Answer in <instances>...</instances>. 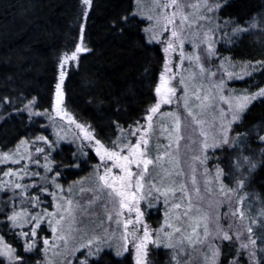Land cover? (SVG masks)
Instances as JSON below:
<instances>
[{"label": "trees", "instance_id": "trees-1", "mask_svg": "<svg viewBox=\"0 0 264 264\" xmlns=\"http://www.w3.org/2000/svg\"><path fill=\"white\" fill-rule=\"evenodd\" d=\"M206 5L197 26L211 32L212 53L208 54L209 68L203 74L210 70L218 74L225 95H256L264 88V0H207ZM134 7L135 0H92L83 20L81 0H0V243L23 256V264H39L44 240L50 238L49 212L35 206L36 197L43 195L52 201L59 191H47L49 179L68 188L87 177L97 164L89 151L67 144H59L50 155L47 142L45 158L34 170L22 165V158L11 159L19 146L32 144L40 137L47 141L45 115L51 105L56 63L61 53L74 48L81 25L88 51L80 56L77 68L67 73L63 83L67 110L88 125L103 145L118 149L130 142L131 132L141 125L146 110L155 102L163 54L158 44L147 39V23L135 15ZM223 62L229 66L227 77ZM191 110L196 115V109ZM167 112L170 123L175 118L174 111ZM160 118L157 121L163 119L161 124L167 122ZM260 136H264V97L258 96L230 125L229 143L209 148L185 143V155L179 159L176 173L177 182L181 183L180 171L192 166L200 171L205 190L217 182L219 190L236 191L245 223L252 227V239L257 241L255 264H264V142ZM163 143L159 141L150 153H160ZM5 155L10 159L4 161ZM6 172L10 178H1ZM16 184L22 187L14 188ZM15 197L17 201L13 200ZM181 199H185L183 195ZM175 200L176 197L154 193L146 199L145 219L155 230L161 228L170 203ZM20 211L29 214L23 217L25 221H30L31 216L43 217L35 238L20 235L31 232V222L13 227L7 219ZM194 222L192 218L188 226H182L183 238L173 242L174 247L150 249L148 264H205L209 256L211 261L213 248L219 252L215 264H246V258L236 253L228 240L196 243V233L190 234ZM205 222L204 216L198 232H203ZM188 237L193 243H188ZM30 240L35 247L25 252ZM99 249L86 264H133L128 254H115L106 245ZM0 264L12 262L0 256Z\"/></svg>", "mask_w": 264, "mask_h": 264}, {"label": "rangeland", "instance_id": "rangeland-1", "mask_svg": "<svg viewBox=\"0 0 264 264\" xmlns=\"http://www.w3.org/2000/svg\"><path fill=\"white\" fill-rule=\"evenodd\" d=\"M164 2L166 0H161V4ZM179 2L183 7L184 14L188 16L185 30L180 34L183 43L176 41L174 50L170 49L166 52L165 49L168 47V43L173 40L171 31L174 26H169L166 30L164 17L170 16L174 9L157 7L153 0H139V2L135 0L134 13L146 21L147 30H145V33L147 39L158 44L163 54V66L158 76L155 90L161 84V76L164 75L165 79L169 81V86L176 89V95L172 97L171 103L160 105L158 113L153 117L154 130L149 134V156L155 158L158 155L167 153L163 160L156 163L155 167L149 166L150 174L148 179H154L156 187L160 191L150 189L149 185L146 184L141 192L136 193L135 202H131L132 193L129 191L125 201L126 206L123 209L120 207L121 197L116 196L111 188L105 187V182L101 181L99 177L105 176L107 182L120 191L123 189H121L122 181L119 178L124 176V173L119 167L113 166L114 161L101 160L103 151H101V155L97 154L98 145L96 142L99 140L94 135L93 130L76 119L64 105L63 83L68 75L67 73L73 72L77 68L80 56L87 53V51L79 53L75 60L70 59L63 69L60 66V61L65 54L71 56L75 52L76 45L81 42V27L78 40L72 51L61 53L56 63V81L50 109L45 115L47 122L45 127H47L49 133L46 136V147H48L47 150L50 155H53L59 144L71 145L77 150L89 151L95 157L97 164L87 177L77 180L68 188L61 187L60 182L52 180L51 177L47 191L59 190L55 193L52 201L50 198H43V195L38 200L35 199L36 208L48 210V220H50L51 224L49 229L50 238L48 239L49 245L44 247L43 258L39 264H86L89 259L95 258L101 250L99 248L105 245L109 246L115 254H128L132 263L136 264L137 252L132 241L139 242L143 238L145 230L154 239L158 238L160 246L172 244L177 239L183 238L184 229L182 226H188L189 219L193 218L195 221L190 234H195L194 228L196 232L202 229L201 222H203L204 216L210 235L207 238L201 237L204 240L203 245L222 239L223 233L228 232L232 236V240L227 242L233 245L236 253L242 254L246 258V264H255L253 262L255 261L254 247L249 244L247 249L240 248L241 243H248L249 234L247 228L249 226L246 225L244 219L232 215L235 210H241V202L237 199L236 191L231 189L219 190L217 182L214 184L215 187L209 185V188L207 187L205 190V186L203 187L201 184L200 171L195 170L192 166L185 167L183 171H180L181 173L179 172L181 174V183L177 182L178 161L181 156L185 155L187 146L185 143L200 144V147L204 148L205 136L200 134L202 130L207 134L209 147H212L211 145L213 144L215 146L223 144L225 139L229 143L230 125L237 120H233V112L237 110L238 104L244 103L245 97L228 92L225 95L222 82L217 77L218 74H214L211 70L208 74H203V71L208 67V48L211 32L199 29L197 26L201 24L200 19L203 18L202 13L207 7V0H179ZM190 5H196L197 7H191ZM81 7L83 16V12L88 11L89 8L83 5L82 2ZM148 16H152L153 19H147ZM177 23H179V19H177ZM201 33L202 35H200ZM200 36H202V39ZM205 37H207V41ZM83 45L87 48L85 42H83ZM181 53H183V57H192V59L182 58ZM196 56L200 58L198 62L195 59ZM222 66V70L225 69L224 76H229V72L226 71V68L229 67L227 63L223 62ZM166 67L171 69V71L166 72ZM61 71L65 73L62 83L60 81ZM241 71L242 69L240 68L239 72ZM182 80L184 83H181ZM58 84H60V95L57 94ZM155 90V102L152 106L159 99ZM197 92L200 96L199 100L196 99ZM185 102H188L189 108L193 107V109H196V116L201 121L200 125L191 120L188 115V109L185 108ZM249 102L250 100L246 105ZM148 109L143 116L141 125L138 127H147L146 116L148 115ZM168 109L173 110V115L175 116L170 123L168 120L171 115L167 112ZM242 111L238 112V116ZM177 116L181 120L180 134L183 137L178 144L175 133L170 138H168L167 132L163 135L161 134L162 129H171L173 127ZM160 117H164V121L167 122L161 124L160 122L163 119ZM158 118L162 120L158 122ZM77 125L80 127H77ZM88 133L94 139H87ZM138 135L133 136L131 134V140L126 145L135 144ZM159 141L164 142L161 145L162 150L160 153L152 155L150 152H152L153 147L157 146ZM99 143L103 145L100 141ZM170 143L171 147L169 148L167 146ZM45 145V139H38L32 144L21 145L11 154V159L22 158L25 160V162H21L23 163L22 165L34 170L42 164L45 158ZM103 146L105 149L121 152L122 155L128 154V149L125 145L119 146L118 149ZM37 149H42L43 151L38 152ZM170 163H175L176 166L171 167ZM105 164L111 169L110 172L106 171ZM131 167L133 171H136L135 165ZM9 175L1 178L8 179L10 178ZM160 177H163V179ZM181 185L185 187L187 195L180 191H168L167 195L162 194L167 189H179ZM13 187L15 188V186ZM196 189H199V192ZM153 193L170 199L176 197V200L170 203L168 214L159 230H155L146 221L143 210V204L149 196H153ZM182 195L185 198L184 200L181 199ZM141 197L143 198L141 199ZM178 198L180 199L177 200ZM13 200L17 201V197L13 198ZM68 201L72 202L71 216L65 211V209L69 208ZM189 201H191V211L188 216H185L184 212L189 208ZM177 203L181 205L179 209L174 206ZM61 215L65 216V220L57 224L56 221ZM129 220L132 222L128 223ZM125 224H127V229ZM53 227L57 229V232H53ZM176 228L181 229V231L179 233L175 232ZM60 236H64L67 242L65 243L64 240L59 239ZM126 242L127 251H125ZM155 247H157L156 243L147 242V256L150 249ZM3 249L4 246L0 243V250ZM141 257L146 259V264H148V257H143V253H141ZM209 263H211L210 256L205 260V264Z\"/></svg>", "mask_w": 264, "mask_h": 264}, {"label": "snow or ice", "instance_id": "snow-or-ice-1", "mask_svg": "<svg viewBox=\"0 0 264 264\" xmlns=\"http://www.w3.org/2000/svg\"><path fill=\"white\" fill-rule=\"evenodd\" d=\"M82 4L85 5L87 8L91 7L92 4V0H81ZM139 2V0H138ZM153 3L157 6V7H163V8H171L174 9L171 13L170 16H165L164 19L166 21L165 23V29L167 30L169 26H174L173 30L171 31V36L173 38L172 41H170L168 43V47L165 49V51H169L174 50V43L176 41H179L181 44L183 43V39L181 37V33L185 30V25L187 24L188 21V16L186 14H184L183 12V7L181 6L179 0H166V2H164L163 4H161V0H153ZM191 7H197L196 5H190ZM211 10V9H209ZM88 11H84L83 12V17L86 19L88 16ZM147 19L152 20L153 17L152 16H148ZM177 19H179V23H177ZM147 30V29H146ZM84 26L81 25V35H80V43H78L76 45V49L75 52L72 53L71 56H68L67 54H65L60 61V66L63 69L64 65L67 64V62L71 59V60H75L77 59V56L79 53L84 52V51H88V49L83 45V40H84ZM153 39H155V37H153ZM205 40L207 41V37H205ZM208 52L209 54L212 53V49H211V45L209 44V48H208ZM182 58H187V59H192V57H183V53H181ZM196 61H199V56H196ZM171 69L166 67V72H170ZM201 71H203V69H201ZM64 71L60 72V81L61 83L63 82V78H64ZM181 83H184V81L182 80ZM156 94L159 97L157 103L152 106L150 109H148V115L146 116V120H147V127H138L136 128L134 131H132V135L133 136H137V141L135 144H129V145H125V147L128 149V154L127 155H122L121 152L115 151V150H108L105 149L103 145H101L99 143V141H97V145H98V149H97V154L101 155V151H103V154L101 155V160L105 161H114L113 166L114 167H119L121 169V171L124 173V176L120 177L119 179L122 181L121 184V189L123 190H116L112 184L108 183L106 180L105 176H100L99 179L101 181H104V186L111 188L113 192H115V195L118 197H121L120 200V207L121 209H123L126 206L125 201L127 200V193L130 191L132 193V201L131 202H135L136 201V193L141 192L145 185L148 184L150 189L156 190V191H160V189H158L156 187V182L155 180H149L148 176L150 174V169L149 166L155 167L156 163L160 160H163L165 155H167V153L162 154V155H158L155 158H152L149 156V151H150V132H152L153 129V117L158 113L159 109H160V105L161 104H169L172 102V97H174L176 95V89L174 87L169 86V81L167 79H165V76L162 75L161 76V84L157 86L156 88ZM57 94L60 95V84L57 85ZM256 96H261L264 97V89H261L255 96L252 97H244V103L238 104L237 105V110L233 112V120L238 118V112L242 111L244 109V107L246 106V103L251 100V99H255ZM196 99L199 100L200 96L199 93L197 92L196 94ZM8 102V101H5ZM27 107V106H26ZM185 107L188 109V115L192 117L193 121L197 124L200 125L201 121H199V119L197 118V116L193 113V111L191 110V108L188 107L187 102H185ZM77 127H80L79 125H77ZM180 128H181V120L180 118L177 116L174 122V126L171 129L168 128H164L161 131V134L163 135L165 132L168 133V138L171 137V135L173 133L176 134V140H177V144L179 143V140L182 139V135L180 134ZM82 131H84V129H82ZM202 136H205V141H204V148L209 147V144L207 143V134L202 130L200 133ZM87 139H94L90 133L87 134L86 136ZM39 139H44L43 137H40ZM259 139L264 142V136H260ZM47 142V141H46ZM224 143H227L228 141L225 139L223 141ZM211 146H215V144L211 145ZM167 147H171V143L167 146ZM38 152L43 151L42 149H37ZM10 157L8 155H5L3 157L4 161L9 160ZM196 159H199V157H196ZM13 163H18V161L13 160ZM132 165H135L136 171H133L132 169ZM105 168L106 171L110 172L111 169L108 168L107 164H105ZM48 171H51V168L47 169ZM10 173H5V175H9ZM58 175V174H57ZM161 179H163V177H160ZM115 179V177H114ZM194 182V180H193ZM16 188H20L22 187L19 184L15 185ZM223 191V189H221ZM168 191H180L182 193H184L185 195H187V191L185 189V187L183 185H181V187L179 189H167L165 190V192H163L162 194L167 195ZM197 192H199V189H196ZM143 197H141L142 199ZM37 200L39 199V197L36 198ZM69 204V208L65 209V211L68 213L69 216H71V206H72V202L68 201ZM175 208L179 209L181 207V205L179 203L174 205ZM138 211V209H137ZM191 211V201H189V208L187 211L184 212L185 216L189 215V212ZM29 215L28 213H25L24 211L21 212H13V214L11 216H8L7 219L10 220L13 224V227L16 226H24L25 223L31 222L32 223V228H31V232H22L20 233V235L22 237H28L29 235L33 238H35L37 236V232L36 229L38 227H40V219H42V216H31L30 217V221H25L23 220V217ZM233 216H238L240 219H244V213L242 210L237 209L232 213ZM111 219V217H110ZM65 220V216L61 215L59 217V219L56 221L57 224H60L61 221ZM132 221H128V223H131ZM253 223H256V221H253ZM197 227H199V225H197ZM125 228L127 229V224H125ZM261 228L264 229V222H261ZM181 231V229L176 228L175 232L179 233ZM193 231L196 233L197 236V240L195 241L196 243H203L204 240L201 238H207V236L210 235V232L208 230L207 227V223H205L204 225V229L203 232H196V229L194 228ZM53 232H57V229L55 227H53ZM247 232L249 234L248 237V243H241L240 248L241 249H247L249 244H251L253 247L256 245L257 241L255 239H252V235H253V229L251 226H249L247 228ZM223 240H232V236L228 233V232H224L223 236L221 237ZM59 239L64 240L65 243L67 242L64 236H60ZM188 243H193V241L191 240V237L187 238ZM147 242H154L156 243V246L159 247L160 246V242L157 239H154L153 237H151L148 233L147 230L144 231V236L142 239L139 240V242H136L135 240L132 241V243L135 246L136 252H137V258H136V264H146V259L141 257V253H143V257H147ZM91 243V242H90ZM181 243H183V241H181ZM44 244L47 247L49 245V241L47 239L44 240ZM164 247L167 248H172L174 247V245L171 244H165L163 245ZM35 247V243L34 241L30 240L26 243L25 246V252H31L32 249ZM125 251H127V242L125 244ZM120 253H118L119 255ZM219 252L218 249L213 248L212 249V253H211V264H215V257L218 256ZM0 256H6L8 257L9 261L12 262V264H14V262L19 261L20 264H23L24 261V257L20 256L19 254L16 253V250L13 249L12 247L5 245L3 250H0ZM175 258V257H174ZM238 264V262H237Z\"/></svg>", "mask_w": 264, "mask_h": 264}]
</instances>
